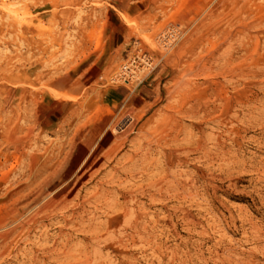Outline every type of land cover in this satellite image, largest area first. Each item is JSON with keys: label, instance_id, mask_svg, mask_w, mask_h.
Here are the masks:
<instances>
[{"label": "rangeland", "instance_id": "obj_1", "mask_svg": "<svg viewBox=\"0 0 264 264\" xmlns=\"http://www.w3.org/2000/svg\"><path fill=\"white\" fill-rule=\"evenodd\" d=\"M0 264H264V0H0Z\"/></svg>", "mask_w": 264, "mask_h": 264}, {"label": "crops", "instance_id": "obj_2", "mask_svg": "<svg viewBox=\"0 0 264 264\" xmlns=\"http://www.w3.org/2000/svg\"><path fill=\"white\" fill-rule=\"evenodd\" d=\"M156 83L157 82H154L152 85H156ZM141 91H138L137 93H136V95L135 96H137V94L138 95H140L139 97L141 98V101L140 100H138V101H136V99L134 100L135 102H139V104H144V103H146V101L147 100H145L144 99V97L146 96H150L149 95V89H147L145 86H142L141 87V89H140ZM143 90V91H142ZM131 92L130 93H128L127 95H125L124 97H122L120 94H118V93H115L112 97H111V101L113 102V103H119L121 100H123V101H126V100H128L129 98H130V96H131ZM117 96H119V98H117Z\"/></svg>", "mask_w": 264, "mask_h": 264}, {"label": "built area", "instance_id": "obj_3", "mask_svg": "<svg viewBox=\"0 0 264 264\" xmlns=\"http://www.w3.org/2000/svg\"><path fill=\"white\" fill-rule=\"evenodd\" d=\"M141 60H142V64L140 65V67L143 68V67H149L150 66L151 63L149 62V59L147 58V56H143L141 58ZM130 65L122 66L121 71H120V76L125 77V76H129L130 75V71H131ZM124 81L126 83L128 82L127 79H124Z\"/></svg>", "mask_w": 264, "mask_h": 264}, {"label": "bare ground", "instance_id": "obj_4", "mask_svg": "<svg viewBox=\"0 0 264 264\" xmlns=\"http://www.w3.org/2000/svg\"><path fill=\"white\" fill-rule=\"evenodd\" d=\"M72 148H74V147H72ZM69 154H70V153H69ZM65 158H66V157H65ZM88 169H89V168H88ZM134 169H135V168H134ZM93 170H94V169H93ZM92 173H93V172H92ZM92 173H91V174H92ZM93 176H95V175H93ZM82 178H83V177H82ZM77 180H78V179H77ZM77 180H76V181H77ZM38 186H39V185H38ZM58 186H59V185H58ZM54 189H55V188H54ZM56 189H57V188H56ZM39 191H40V190H39ZM67 196H68V195H67ZM66 198H67V197H66ZM66 198H65V199H66ZM64 201H65V200H64Z\"/></svg>", "mask_w": 264, "mask_h": 264}]
</instances>
